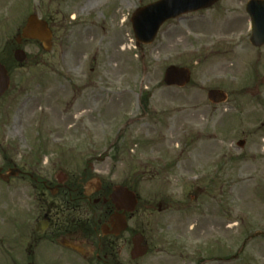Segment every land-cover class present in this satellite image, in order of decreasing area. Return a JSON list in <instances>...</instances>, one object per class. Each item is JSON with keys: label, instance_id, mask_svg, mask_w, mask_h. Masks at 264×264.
I'll return each mask as SVG.
<instances>
[{"label": "rangeland", "instance_id": "1", "mask_svg": "<svg viewBox=\"0 0 264 264\" xmlns=\"http://www.w3.org/2000/svg\"><path fill=\"white\" fill-rule=\"evenodd\" d=\"M152 1L0 0V48L30 13L53 33L48 51L23 42L0 98L1 172H23L0 179V264H89L33 231L50 201L42 181L93 176L138 194L148 251L125 248V264H264V45L249 42L247 0L136 46L130 15ZM170 64L190 70L185 86L162 83Z\"/></svg>", "mask_w": 264, "mask_h": 264}, {"label": "flooded vegetation", "instance_id": "2", "mask_svg": "<svg viewBox=\"0 0 264 264\" xmlns=\"http://www.w3.org/2000/svg\"><path fill=\"white\" fill-rule=\"evenodd\" d=\"M17 34L12 36L13 40ZM23 42L20 45L14 41H11V45L6 42L0 48V62L7 67V72L11 68L21 67L11 63V56L15 48H23ZM81 183L79 179L69 177L65 181L58 180L53 186L41 182V188L48 192L50 201L45 206L41 205L38 212L36 222H45L41 224L45 225V229L42 232L33 231L36 240H53L68 254L81 256L89 264H125L124 249L127 248L130 256L133 237L139 233L138 194L129 188L137 199L135 209L130 212L123 208L117 209L111 202L110 194L115 187L111 182L93 176L87 179L85 185ZM162 204L157 203L158 210ZM114 215L116 219H125L123 231H118L120 224L111 219ZM228 257L232 260L235 255Z\"/></svg>", "mask_w": 264, "mask_h": 264}, {"label": "water", "instance_id": "3", "mask_svg": "<svg viewBox=\"0 0 264 264\" xmlns=\"http://www.w3.org/2000/svg\"><path fill=\"white\" fill-rule=\"evenodd\" d=\"M217 0H157L150 4L136 8L131 15L132 29L136 38V44L151 43L159 29V27L168 19L180 16L183 13L196 11L207 8L214 4ZM246 12L250 16L251 36L250 42L259 46L264 44V0H249L245 6ZM21 38L39 40L45 50L51 46V31L44 20L37 17L36 14H30L21 29V35L16 39L17 43L21 42ZM14 58L18 62L25 59L22 50L14 51ZM190 71L185 67L169 65L164 70L163 82L168 86L182 87L189 82ZM9 77L4 67L0 64V96L7 89ZM207 98L213 103H219L226 99V94L221 90L211 89L207 92ZM242 144V142H240ZM19 173L16 168H10L8 174L2 176L7 180L9 176H15ZM110 199L117 209L131 211L136 205L135 195L127 188L116 186L110 194ZM111 219H115V223L120 224L118 231L125 228L124 219H116V215ZM37 228L42 230L39 225ZM143 237L137 234L134 237V244L137 245L136 250L132 252V258H137L146 253L147 247L141 246Z\"/></svg>", "mask_w": 264, "mask_h": 264}]
</instances>
